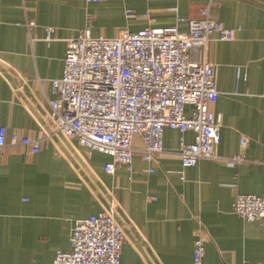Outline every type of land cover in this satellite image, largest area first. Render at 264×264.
Masks as SVG:
<instances>
[{"label":"crops","instance_id":"0c3cea01","mask_svg":"<svg viewBox=\"0 0 264 264\" xmlns=\"http://www.w3.org/2000/svg\"><path fill=\"white\" fill-rule=\"evenodd\" d=\"M207 1L0 0V126L7 141L13 131L36 133L47 119L50 81L62 74L68 39L86 28L110 38L169 25L185 31L177 16L197 18ZM210 16L234 30L230 40L213 37L191 51L192 60L213 63L218 97L210 107L220 120L222 159L182 167L179 140L192 142L193 133L168 127L156 161L141 159L135 136L131 170L116 164L112 174L104 170L108 154L75 138L44 139L37 151L7 144L0 149V264H51L57 251L70 250L75 219L110 209L124 234L121 264H193L197 235L204 264H264V221L232 211L235 193L264 195V0H213ZM45 26L54 27L50 41ZM237 153L245 160H223Z\"/></svg>","mask_w":264,"mask_h":264},{"label":"built area","instance_id":"2783aa9c","mask_svg":"<svg viewBox=\"0 0 264 264\" xmlns=\"http://www.w3.org/2000/svg\"><path fill=\"white\" fill-rule=\"evenodd\" d=\"M212 1L199 10L197 18L177 16L178 22L186 24L185 31L169 25L110 38L93 36L86 28L68 39L62 74L50 81L47 119L38 122L34 134L18 136L13 131L9 141L6 128L0 126V149L20 143L37 151L44 139L75 138L89 151L108 154L111 160L104 170L112 174L116 164L131 170L135 136L142 142L141 159L156 161L163 151V130L168 127L193 133L192 142L179 140L182 167L194 166L200 159L221 158L216 153L220 120L210 107L218 97L213 63L191 59L192 49H205L211 38L233 37L232 28L210 16ZM26 25L33 26L34 21ZM43 29L44 39L50 41L54 27ZM186 106L191 107L189 114ZM240 144H247L245 136ZM223 160L233 164L245 157L237 153ZM232 211L247 221H264V195L235 193ZM123 241L114 209L80 217L71 228L70 250L57 251L51 264H121ZM204 254V239L197 235L192 263L204 264Z\"/></svg>","mask_w":264,"mask_h":264}]
</instances>
